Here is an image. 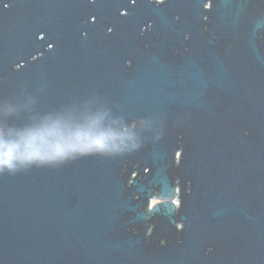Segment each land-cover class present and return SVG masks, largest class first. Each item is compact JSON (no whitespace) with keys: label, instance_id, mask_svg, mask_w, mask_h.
I'll use <instances>...</instances> for the list:
<instances>
[{"label":"water","instance_id":"obj_1","mask_svg":"<svg viewBox=\"0 0 264 264\" xmlns=\"http://www.w3.org/2000/svg\"><path fill=\"white\" fill-rule=\"evenodd\" d=\"M0 104L81 148L0 172V264H264V0H0Z\"/></svg>","mask_w":264,"mask_h":264},{"label":"clouds","instance_id":"obj_2","mask_svg":"<svg viewBox=\"0 0 264 264\" xmlns=\"http://www.w3.org/2000/svg\"><path fill=\"white\" fill-rule=\"evenodd\" d=\"M89 141L87 147L97 151H122L125 141L131 140L125 131H107L98 134H84ZM79 140V137H77ZM81 151L77 142L51 140L37 154L32 151L20 130L4 126L0 128V172L14 173L22 167L66 159L70 154Z\"/></svg>","mask_w":264,"mask_h":264},{"label":"snow or ice","instance_id":"obj_3","mask_svg":"<svg viewBox=\"0 0 264 264\" xmlns=\"http://www.w3.org/2000/svg\"><path fill=\"white\" fill-rule=\"evenodd\" d=\"M4 109H3V105L0 104V128H2L4 126Z\"/></svg>","mask_w":264,"mask_h":264},{"label":"flooded vegetation","instance_id":"obj_4","mask_svg":"<svg viewBox=\"0 0 264 264\" xmlns=\"http://www.w3.org/2000/svg\"><path fill=\"white\" fill-rule=\"evenodd\" d=\"M148 170V169H147ZM153 203H158V202H160L161 201V198H158L157 196H156V194H154V196H153Z\"/></svg>","mask_w":264,"mask_h":264}]
</instances>
